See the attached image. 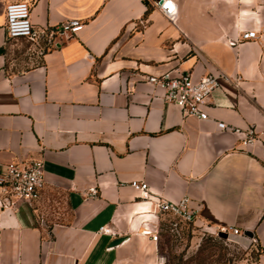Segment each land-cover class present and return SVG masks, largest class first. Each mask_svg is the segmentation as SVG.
<instances>
[{
  "label": "crops",
  "instance_id": "obj_1",
  "mask_svg": "<svg viewBox=\"0 0 264 264\" xmlns=\"http://www.w3.org/2000/svg\"><path fill=\"white\" fill-rule=\"evenodd\" d=\"M27 1L33 41L7 37L0 0V171L41 160L45 183L0 207V264H159L154 203L183 197L198 221L253 233L264 264V145L217 126L264 130V0H175L174 23L155 0ZM69 19L71 38L40 34ZM165 72L222 74L207 119L147 83Z\"/></svg>",
  "mask_w": 264,
  "mask_h": 264
},
{
  "label": "built area",
  "instance_id": "obj_2",
  "mask_svg": "<svg viewBox=\"0 0 264 264\" xmlns=\"http://www.w3.org/2000/svg\"><path fill=\"white\" fill-rule=\"evenodd\" d=\"M155 4L161 14L172 23L177 17V5L175 0H155ZM5 28L9 39L26 38L35 39L34 26L31 21V8L27 0L10 1L4 8ZM83 23L78 19H69L53 27H45L40 34L45 35L49 44L61 43L63 38H71L77 31L81 30ZM242 40L257 38V31L246 29L241 31ZM221 73H207L194 78L190 72L171 75L169 72L160 75H148L147 83L154 85L163 91V99L167 103L176 105L187 116H193L201 120L207 119L208 115L204 110L208 97L219 86ZM217 126L220 129L241 134L240 143L247 147L255 142L264 145V130H257L255 127L240 129L228 126L219 121ZM44 171L41 160L11 161L4 165L0 171V207L15 208L20 202H34L41 194L44 187ZM131 185L142 190L143 197L147 198V183L132 181ZM97 189H92L88 194L97 195ZM158 212H178L183 217H191L198 214V209L189 205L188 197H183L176 203L159 198L154 203ZM103 233L114 234L108 227L100 229ZM228 234L242 233L236 227L220 228ZM150 234L155 241L158 234H152L150 229L142 230ZM159 264H165V257L160 255Z\"/></svg>",
  "mask_w": 264,
  "mask_h": 264
},
{
  "label": "rangeland",
  "instance_id": "obj_3",
  "mask_svg": "<svg viewBox=\"0 0 264 264\" xmlns=\"http://www.w3.org/2000/svg\"><path fill=\"white\" fill-rule=\"evenodd\" d=\"M19 1V0H10ZM22 42V47L29 46ZM159 252L165 264H256L263 246L253 233L219 236V228L178 212L159 216ZM225 232V231H223Z\"/></svg>",
  "mask_w": 264,
  "mask_h": 264
},
{
  "label": "water",
  "instance_id": "obj_4",
  "mask_svg": "<svg viewBox=\"0 0 264 264\" xmlns=\"http://www.w3.org/2000/svg\"><path fill=\"white\" fill-rule=\"evenodd\" d=\"M218 234H219V236H221V237H223V238H226L227 235H228L227 232H223V231H219ZM123 239H124L123 237H117V238L113 239V240L111 241V243H110V246H114V245L120 243L121 241H123Z\"/></svg>",
  "mask_w": 264,
  "mask_h": 264
}]
</instances>
